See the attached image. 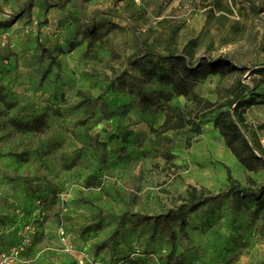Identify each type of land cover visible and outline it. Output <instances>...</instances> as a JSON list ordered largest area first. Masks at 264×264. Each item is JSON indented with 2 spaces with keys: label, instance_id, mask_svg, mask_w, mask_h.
Returning a JSON list of instances; mask_svg holds the SVG:
<instances>
[{
  "label": "rangeland",
  "instance_id": "rangeland-1",
  "mask_svg": "<svg viewBox=\"0 0 264 264\" xmlns=\"http://www.w3.org/2000/svg\"><path fill=\"white\" fill-rule=\"evenodd\" d=\"M25 1L0 0V236L32 238L15 264H114L127 256L142 264H264V196L243 200L237 218L224 204L204 229L193 228L198 220L191 216L175 249L141 227L111 238V249H97L115 228L109 213H163L195 190L264 188V168L245 167L211 115L201 133L170 130L160 142L156 129L167 107L190 106L188 97L143 109L128 87L104 92L107 75L137 73L128 60L144 53L141 43L191 63L215 62L194 84L201 96L222 103L242 80L264 99V76L253 72L264 65V0H85V16L79 0L49 8L32 0L11 19ZM42 48L60 61L49 72L51 57ZM102 93L115 103L110 118L97 122L89 107H76L86 94ZM33 115L43 119L40 128L16 124ZM84 118L86 124L77 122ZM245 118L249 138L264 149V102ZM164 141L172 155L154 149ZM99 220L102 229L84 233Z\"/></svg>",
  "mask_w": 264,
  "mask_h": 264
},
{
  "label": "trees",
  "instance_id": "trees-1",
  "mask_svg": "<svg viewBox=\"0 0 264 264\" xmlns=\"http://www.w3.org/2000/svg\"><path fill=\"white\" fill-rule=\"evenodd\" d=\"M44 6L60 7L69 0H43ZM85 0H79L78 7L81 15L85 16ZM32 0H26L20 12L10 15L14 19L21 12L30 9ZM11 21V20H10ZM8 21V23H10ZM70 47L76 45L75 41L69 40ZM142 46L144 53L139 57H133L128 60V65L137 71L133 74L125 71L115 78L106 76L107 86L104 92L109 90H120L128 87L134 91L138 97V104L143 109L156 108L170 102L174 96L184 95L189 98L190 106H182L180 104L170 105L166 110V117L162 126L156 129L157 137L160 142L165 138L164 133L170 130H179L189 128L191 132L201 133L203 120L208 115L212 116L214 125L219 129L221 135L229 148L233 151L239 161L250 170H260L264 168V149L259 141H255L248 134L251 127L248 125L245 113L257 103L264 102V99H259L261 94L253 91H248L246 84L242 80H238L233 86L232 95L224 97L222 103L213 101L210 98L201 96L195 89L194 84L208 76L215 69L216 63L202 60L197 63H191L187 57L179 53H164L161 51L152 50ZM42 52L48 57H51L50 63L44 72H49L53 64L60 65V61L52 55L49 49L42 48ZM226 65H232L233 62L226 59ZM264 76V65H258L253 71ZM157 83L158 89H151L149 85ZM104 93L93 97L91 94H86L79 105H86L92 110V114H98L97 122L108 119L114 115V102H108L104 99ZM122 112H126L124 107H118ZM89 119H79L77 122L86 124ZM44 123L39 116L33 115L30 119H18L16 124L26 128L33 129L41 127ZM254 143V145L252 144ZM155 145L156 150L163 152L164 155H172L167 141L162 144ZM166 148V149H165ZM264 196V188L259 190H247L242 187L240 189L232 186L228 191L212 194V192L203 193L202 191L190 192L184 202L175 207L168 209L166 212L157 214H148L141 212L125 211L121 214L109 213L107 217L110 222L115 223V228L110 238H107L98 243L97 249H111L110 240L115 236H121L128 229L143 228L150 232L151 240H165L175 249V242L179 235H188V229L191 226V216H195L198 220L193 228L204 229L211 227L212 218L226 203L232 208V214L237 218L240 214V207L243 205V200L260 201ZM41 203L40 199H37ZM20 213L21 209H17ZM23 212V211H22ZM23 214V213H22ZM104 227L103 220L86 225L84 233L92 230H100ZM14 232V228H13ZM3 234V233H1ZM11 233H6V240L1 236L0 249H7L21 242L14 240ZM225 242L224 249L231 250L232 247ZM24 253V252H23ZM169 258V257H168ZM128 261H127V260ZM125 261V262H124ZM127 261V262H126ZM169 264L170 259L167 260ZM184 261L183 264H187ZM114 264H142L140 258H122L115 261Z\"/></svg>",
  "mask_w": 264,
  "mask_h": 264
},
{
  "label": "built area",
  "instance_id": "built-area-1",
  "mask_svg": "<svg viewBox=\"0 0 264 264\" xmlns=\"http://www.w3.org/2000/svg\"><path fill=\"white\" fill-rule=\"evenodd\" d=\"M26 230L29 232H34V228L30 225L26 226ZM27 233L23 236L20 243L15 244L7 249H0V264H15V262L19 259L18 257L32 242L30 233ZM61 234L63 235L64 231H62Z\"/></svg>",
  "mask_w": 264,
  "mask_h": 264
}]
</instances>
